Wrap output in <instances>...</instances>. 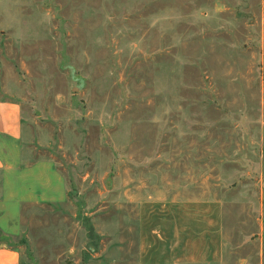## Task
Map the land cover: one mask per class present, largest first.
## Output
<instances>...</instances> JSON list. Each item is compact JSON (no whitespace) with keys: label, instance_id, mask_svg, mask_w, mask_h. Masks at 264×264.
<instances>
[{"label":"rangeland","instance_id":"obj_1","mask_svg":"<svg viewBox=\"0 0 264 264\" xmlns=\"http://www.w3.org/2000/svg\"><path fill=\"white\" fill-rule=\"evenodd\" d=\"M0 99L22 108L0 172L21 264H137L205 199L227 264H264V0H0Z\"/></svg>","mask_w":264,"mask_h":264},{"label":"crops","instance_id":"obj_2","mask_svg":"<svg viewBox=\"0 0 264 264\" xmlns=\"http://www.w3.org/2000/svg\"><path fill=\"white\" fill-rule=\"evenodd\" d=\"M22 118L17 101L0 99V172L12 161L8 152L22 141ZM172 215L173 219H164L158 230L143 238L137 264H227L224 207L220 202L214 199L182 202L174 207ZM5 222L1 217L0 223L5 226ZM21 258L17 247L0 241V264H21Z\"/></svg>","mask_w":264,"mask_h":264}]
</instances>
